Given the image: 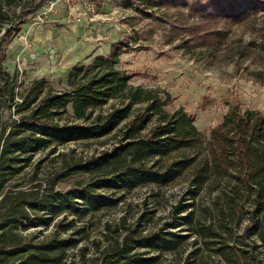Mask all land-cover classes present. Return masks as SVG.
Segmentation results:
<instances>
[{
  "label": "trees",
  "instance_id": "1",
  "mask_svg": "<svg viewBox=\"0 0 264 264\" xmlns=\"http://www.w3.org/2000/svg\"><path fill=\"white\" fill-rule=\"evenodd\" d=\"M46 1L0 0V264H65L69 250L91 240L78 222L123 200L107 192L128 193L149 182L167 186L182 173L193 201L206 189L226 187L217 199V221L201 222L193 203L178 208L175 220L156 233H144L141 217L134 229L122 220L114 230L106 226L115 234L106 249H101V241L91 242L100 252L97 257L86 259L87 247L79 249V264H157L161 256L176 253L183 244L187 247L191 237L196 249L185 264H264V112L231 107L207 137L183 109L166 110L169 94L163 100L157 91L129 84L131 77L117 68L123 42L89 65H75L67 76V90H56L45 77L25 85L18 70H8L4 45ZM152 1L159 8L199 16L192 30L213 39L225 36L223 21L238 24L264 11V0ZM111 99L122 106L93 118L94 111ZM142 103L145 109L132 117V107ZM69 108L74 122L61 123L69 117ZM124 121L112 151L67 166L45 191L22 190L19 184L11 189L10 181L30 163L34 150L102 138ZM175 154L183 157L154 171L146 162ZM76 172L89 174L90 181L65 192L55 189ZM61 215L64 218L55 226L58 232H71L68 237L36 234L28 239L17 233L20 227L46 230ZM180 220L188 226L183 229L187 234L171 230Z\"/></svg>",
  "mask_w": 264,
  "mask_h": 264
},
{
  "label": "rangeland",
  "instance_id": "2",
  "mask_svg": "<svg viewBox=\"0 0 264 264\" xmlns=\"http://www.w3.org/2000/svg\"><path fill=\"white\" fill-rule=\"evenodd\" d=\"M89 1L94 6V13L89 15L88 20L81 21L83 24L74 21L63 7L59 12L63 16L61 19H54L59 13L51 14L41 22L39 18L42 9L31 16L32 21L23 25L20 33L4 45L8 70L11 73L18 70L20 79L27 86L35 79L45 77L56 90H67V76L71 69L79 64L89 65L94 58L84 53L83 49L77 51L78 59L62 54L59 44L52 40L50 31L58 32L68 27L76 33L80 27L83 32L79 30L78 34H73L79 40L90 38L98 32L97 29L91 31L86 25L100 23L103 28L99 33V42L110 48L114 43H125L117 68L131 77L129 84L157 91L163 100L169 94L170 101L166 110L174 112L183 109L207 137L223 122L231 107L264 112V11L238 24L223 21L221 29L225 31V36L213 39L202 38L201 30H192L191 27L200 19L199 16H191L187 10L159 8L152 0ZM86 30H89L88 34L83 35L87 33ZM120 106L122 104L119 100L111 99L94 111L93 118L106 115ZM145 107L143 103L135 104L131 116ZM68 111L69 117H64L61 123L74 122L72 109ZM126 122L102 138L34 150L30 163L19 176L10 181L11 189L14 190L13 186L19 184L22 190L41 188V191H45L49 183L67 166L91 162L117 147L121 138L118 132L125 127ZM75 123L82 122L76 120ZM53 148H56L55 153H52ZM181 157L182 154H175L162 160L150 159L146 162L154 171ZM90 179L89 174L76 172L56 183L55 189L65 192L88 183ZM221 187L220 190L206 189L193 201L187 194L188 183L182 173L167 186L149 182L128 193L123 190L107 192L113 193V196H123V200L115 207L92 213L78 222V226L88 229L91 240L69 250L65 264H79V249L82 247L88 249L86 259L97 257L100 252L91 242L101 241V249H106L115 236L106 226L110 225L114 230L122 220H126L127 227L134 229L141 217L144 233H156L175 220L178 208L183 209L187 203H193L195 206L192 210L201 222L209 224L217 221V199L220 191L226 189L225 186ZM63 218L64 215L57 217L46 230L42 227H20L17 233L28 239L36 234H58L65 238L71 232H58L55 226ZM72 218L69 216V219ZM187 228L183 220H180L171 230L184 235L187 232H183V229ZM193 241L191 237L187 247L183 244L176 253L161 256L157 264H185L189 253L196 249L192 245Z\"/></svg>",
  "mask_w": 264,
  "mask_h": 264
},
{
  "label": "crops",
  "instance_id": "3",
  "mask_svg": "<svg viewBox=\"0 0 264 264\" xmlns=\"http://www.w3.org/2000/svg\"><path fill=\"white\" fill-rule=\"evenodd\" d=\"M60 11H61V7H58L56 12L51 14H58ZM61 18H63L62 13H59V15H56L54 19H61ZM85 27L91 29V31L97 29L98 32L95 35L91 36L90 38L78 40L76 39L77 37H74L73 34H78L77 32H79V30H81L82 28L79 27V29H77L78 31L74 33L73 28H71L73 29L71 30L68 27H63L58 32L52 33V31H50L51 34L53 35L52 40L53 39L56 40V42L59 44V47L62 50V54H65L66 56H69L70 58L73 59H78L77 51L79 49H83L85 51L84 53L91 55L92 59L100 55L107 56L111 52L112 46L110 48V46L107 47L103 42H99L100 41L99 39L101 38L99 33L102 32L101 28H103V25L97 23L92 25H86ZM82 32L83 30H81L80 33ZM88 32L89 30L87 31V33H84L83 35H87ZM101 46L103 49L101 48Z\"/></svg>",
  "mask_w": 264,
  "mask_h": 264
},
{
  "label": "built area",
  "instance_id": "4",
  "mask_svg": "<svg viewBox=\"0 0 264 264\" xmlns=\"http://www.w3.org/2000/svg\"><path fill=\"white\" fill-rule=\"evenodd\" d=\"M58 7L67 9L74 21H86L94 13V6L89 0H47L41 10L39 20L43 22Z\"/></svg>",
  "mask_w": 264,
  "mask_h": 264
}]
</instances>
